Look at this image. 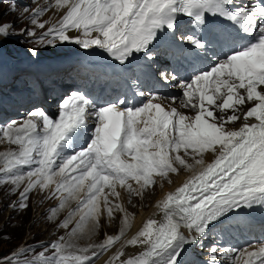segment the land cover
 <instances>
[{"label": "snow or ice", "instance_id": "obj_1", "mask_svg": "<svg viewBox=\"0 0 264 264\" xmlns=\"http://www.w3.org/2000/svg\"><path fill=\"white\" fill-rule=\"evenodd\" d=\"M50 7L65 11L43 32L41 45L76 44L127 66L152 62L161 38L168 36L181 48L188 45L194 62L186 76L175 69L160 72L164 83L176 82L178 95L144 90L136 73L128 77V92L115 99L74 90L55 115L35 108L22 122L0 126V139L19 146L0 153V184L19 189L27 181L12 207L26 210L34 190H48L59 200L50 209L49 219H56L58 209L75 201L56 223L64 229L73 225L67 239L21 246L0 254V264H95L114 248L107 264H182L187 247L203 248L221 218L264 207V0H54L31 10L30 23L45 29L47 22L37 18ZM210 18L227 27L210 30ZM14 27L0 23V40L16 35ZM20 34L36 36L33 28ZM248 103L253 106L240 107ZM250 118L255 122L247 123ZM241 119L240 127H228ZM205 153L212 154L211 162ZM181 169L193 175L156 205L160 219L149 218L121 243L131 227L129 215L109 197L118 200L119 187L143 198L158 178L171 183L170 174ZM115 212L123 214L118 234L84 248L75 245L73 238L96 234L102 218L112 220ZM128 247L142 250L128 255ZM207 257L204 264L225 259L237 264L241 257L243 264H264V241L223 252L213 243Z\"/></svg>", "mask_w": 264, "mask_h": 264}, {"label": "rangeland", "instance_id": "obj_2", "mask_svg": "<svg viewBox=\"0 0 264 264\" xmlns=\"http://www.w3.org/2000/svg\"><path fill=\"white\" fill-rule=\"evenodd\" d=\"M53 3L54 0H35V2L34 0H0V23L14 24L15 27L12 31L16 33V35H13L8 39L0 40V52H2L1 49H3V51L10 57L13 56L14 51L23 53H32L33 51H36L42 53V55H49L53 50L50 51V48H48L49 46L39 47V40L43 32L46 31L47 27L60 18L62 15L61 11L58 9L55 10L54 7H50L47 12L37 18L39 22H47L45 29H39L38 27L32 25L30 23V17L31 10L36 9L38 6L48 7ZM13 6H15V11H13ZM25 7H28L30 11L24 12L23 9ZM24 28H33L36 32V36L30 37L20 34L21 30ZM53 53H55V51ZM6 58L7 56L5 55V60L10 62V59ZM7 76L8 75L0 72V91H12L13 89L25 84V79L22 75H17L15 77L12 76L11 80H8ZM0 126L4 125L0 123ZM18 148L19 146L15 147V145L8 143L6 140L0 139V153L13 152ZM189 162H192L191 159ZM2 165L3 160H0V166ZM24 186L25 185H21L19 189H15L12 185L0 184V241H3L0 243V252H3L2 254H6L8 252L11 253V251H14L21 246L32 245L33 247H36L40 243L54 241L60 236H64L67 239L68 233L73 226L70 225L68 229L58 228L56 226L58 220H63L68 215L72 208L71 202L70 205H66L67 208L65 207V210H63L64 208L61 209L62 214L59 215L58 219L52 221L49 219V216L52 215L50 209L55 206L54 203L58 205L59 200L55 197L50 198V193L47 190L43 192H39V189L34 190L30 194V199L28 201L29 206L26 210H20L12 207V205L18 201L19 192L23 190ZM134 187H136V185H134ZM157 191L158 189L155 186L154 190L150 192V196H154ZM138 198L141 197L133 195L131 197H127L126 202L129 203L130 206L133 204L136 207L138 204ZM133 199L135 200L134 202H132ZM114 201L116 203L115 198ZM51 204L52 206H50V208L49 205ZM108 220L109 219L106 216L104 225L111 228L114 227L115 230V228L119 225L120 219H113V223H110V220ZM102 228L98 230L100 231L99 236H96L98 234L96 233L93 237L87 240H81V238L77 240L76 238H73V242L78 248L87 247L89 244L102 243L106 235H111L106 234ZM109 233L114 234V232L111 231H109ZM40 250L41 249L39 248L37 249V251ZM191 264L198 263L195 260Z\"/></svg>", "mask_w": 264, "mask_h": 264}, {"label": "bare ground", "instance_id": "obj_3", "mask_svg": "<svg viewBox=\"0 0 264 264\" xmlns=\"http://www.w3.org/2000/svg\"><path fill=\"white\" fill-rule=\"evenodd\" d=\"M55 10H57V9L55 8ZM5 45H7V44H5ZM75 45L76 44H70V43L57 44L55 47H51V51L53 50L51 53H53L54 51H55V53H53V54L50 53L49 55H47V58H44L42 55H37L34 58H32V57L29 58L28 57V58L24 59V58H22L23 55L15 53L16 57L15 58H11L10 62L5 60V52L2 51V52H0V60H1L0 61V66H1L0 67V71L2 73H5V72L8 73L9 71H12V74H15V73H20L21 72L20 68L28 69V68H31L32 65L35 68H37L40 72L42 71V66H45V65L49 66L48 71H53L54 69H57V68H63L65 66L66 59H67L66 56H65L66 52L71 47H73ZM58 71H60V69ZM243 110H245V109L243 108ZM185 115H190L191 116L192 114L186 113ZM242 123H244L243 119H241L240 121L235 122L234 124L228 125V127L232 128V129H236V128L240 127ZM247 123H249V124L253 123L252 119L250 118L247 121ZM5 153H7V152H5ZM212 158L213 157H212L211 153H205L206 162H211ZM0 160H2V159H0ZM191 175H193L192 172L181 169L179 174H170L169 179L171 180V183H169L168 180L160 181L159 178H158V182H157V185H156V188L158 189L157 193L154 196L153 195L150 196V193H148L143 198H138L137 199L138 200L137 201L138 204H137L136 207L133 204H132V206H130V204L126 202L127 197H130L129 194L126 192V190L121 189V188L118 187V191L120 192V198L118 200L115 198L116 203H120L123 207H125L127 209V212H128V215H129V219H130V223H131V227L125 229V237L122 238L121 243H123V241L125 239H130L133 235H135L143 227V224L149 218L160 219L159 209L156 207V205L160 201H162L168 193L174 192L175 189L177 187L181 186ZM26 183H27V181H26ZM26 183H25V185H26ZM39 192H41V191H39ZM81 195H83V194H81ZM134 201L135 200L133 199L132 202H134ZM139 203H140V205H139ZM54 204L56 205V203H54ZM50 206H52V204L49 205V207ZM244 209H247V208H243V209H240V210H244ZM259 209L264 213V207L259 206ZM63 210H65V208ZM60 214H62L61 209L58 210V212L56 214V219H58ZM122 217H123L122 213H120V212H115L114 213V219L115 218H117V220L120 219L119 225L117 226L118 228L116 227L115 230H114L113 226H112L113 228H111V227H107L106 225H104V221H105V218H106V215H105L102 218V221H101L102 226L104 225L103 228L101 227L102 230H104L106 234H111V235L118 234L119 231L121 230V228L123 227V219H122ZM50 220L52 221V220H55V219H50ZM112 220H110V223H113ZM217 224H220V223H217ZM109 231L114 232V234L109 233ZM96 233H98L96 236L100 235V231H98ZM93 236L94 235H92L91 237H93ZM91 237L85 235V236H81L79 238H81V240H87V239H90ZM79 238H76V239L79 240ZM208 243H209V240H208V242L203 241L204 245H206ZM118 247H119V244L116 245V248H118ZM141 250L142 249L139 248V247H136V248L128 247V248L125 249L126 254H128V255L137 254ZM114 251H115V248L110 250L109 252H106L100 258V261L97 264H100L101 261H103L102 264H107V261L109 260L110 256L112 255V253ZM194 259L195 260H199V258L197 257V253L194 252L193 245L192 246H188L186 251L183 253V255L181 257V262H182V264H190ZM203 260H207V259L204 258Z\"/></svg>", "mask_w": 264, "mask_h": 264}, {"label": "trees", "instance_id": "obj_4", "mask_svg": "<svg viewBox=\"0 0 264 264\" xmlns=\"http://www.w3.org/2000/svg\"><path fill=\"white\" fill-rule=\"evenodd\" d=\"M3 252H0V254H2Z\"/></svg>", "mask_w": 264, "mask_h": 264}]
</instances>
